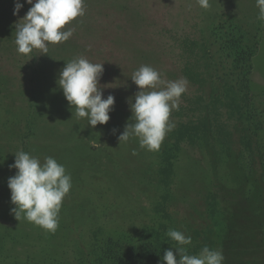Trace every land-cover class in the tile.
<instances>
[{"label": "rangeland", "instance_id": "obj_1", "mask_svg": "<svg viewBox=\"0 0 264 264\" xmlns=\"http://www.w3.org/2000/svg\"><path fill=\"white\" fill-rule=\"evenodd\" d=\"M19 2L23 7L14 16V0H0V210L14 207L7 180L15 175L9 166L22 150L41 162L49 156L63 166L68 160L76 162L73 169L65 168L72 188L62 203L56 232L46 233L24 220L29 230L66 257L80 258L91 244L109 246L133 234L131 243L152 240V229L168 222L172 229L191 236L189 254L208 246L222 250L223 264H264V139L259 140L264 105L240 96L242 107L229 126L240 141L234 140L230 148V134L204 117L210 85L246 79L258 64L263 76L256 72L250 76L260 84L254 91L264 88V22L257 19L256 0H210L207 10L197 0H85L86 14L66 25L75 28L73 36L49 45L47 54L37 55L39 50H34L29 61L17 53L14 41L15 25L32 5ZM77 57L104 63L99 83L111 88L103 89L102 98H115L105 125L91 128L86 118L78 119L57 85L60 70ZM141 65L155 68L165 80L186 77L189 81L178 113L174 110L170 120L179 140L186 133L195 137L198 146L184 148L208 168V195L171 193L151 182L167 174L169 158L162 145L159 151L149 152L120 149L111 140L103 143L102 132L119 137L115 130L123 132L126 122H131L128 101L138 92L131 76ZM192 99L194 107H189ZM255 109L260 113L258 121ZM113 113L129 120H119L112 127ZM229 150L243 156L252 153L256 174L245 176L248 165L243 159L239 177L222 170L221 177L214 179L209 172L214 163L211 151ZM130 165L147 171L139 172L148 182L134 196L124 178ZM7 224L0 217V227ZM0 233V264H31L19 256V252L30 256L21 246L27 242L15 236L18 241L12 240L14 234L4 230ZM166 233L161 238L167 245L164 251L176 255L171 248L175 242ZM155 252L154 264H165L164 253ZM141 255L148 260L151 256Z\"/></svg>", "mask_w": 264, "mask_h": 264}, {"label": "clouds", "instance_id": "obj_2", "mask_svg": "<svg viewBox=\"0 0 264 264\" xmlns=\"http://www.w3.org/2000/svg\"><path fill=\"white\" fill-rule=\"evenodd\" d=\"M24 3L32 7L16 23L14 43L17 53L28 57V61L34 57L31 55L34 50H39L37 55L47 54L49 45L68 41L75 28L66 29V25L86 14L85 0H24ZM197 4L204 10L211 7L210 0H197ZM256 6L259 9L257 19L264 22V0H256ZM22 7L19 0H14L13 15ZM103 64L92 63L84 57L74 58L60 70L57 80L69 107L75 110L78 119L86 118L91 128L107 124L115 102L112 95L102 98L103 89L111 88L106 87L111 84L101 86L99 83ZM131 81L138 92L128 101L131 122H126L118 141L126 143L136 138L141 148L157 152L165 136L175 128L170 116L173 110H179L189 81L186 77L165 80L149 65L135 70ZM14 157L9 167L16 170L15 175L7 180L10 202L14 205L11 213L18 222L23 219L54 234L59 226L62 203L72 188L71 175L51 156L41 162L38 157L21 150ZM166 235L175 242L171 248L176 255L172 250H165L162 257L165 264H223L222 250L204 246L198 254H189L190 235L175 229H169Z\"/></svg>", "mask_w": 264, "mask_h": 264}, {"label": "trees", "instance_id": "obj_3", "mask_svg": "<svg viewBox=\"0 0 264 264\" xmlns=\"http://www.w3.org/2000/svg\"><path fill=\"white\" fill-rule=\"evenodd\" d=\"M186 64L188 65L189 62ZM254 72L260 73L261 77L263 76L260 69L258 67H254L252 68V71L249 72L246 79H236L235 83H228L227 81L221 82L208 87V104L204 107L205 109H208V113H205L204 117L208 119L209 123H214V125H217V127L230 134L231 139H229V148L235 143L234 140L240 141V138L235 137L237 133L233 130L234 128H229L238 116V108L242 107L240 96L247 95V97L250 98L255 105H264V103H261V101H264V88L254 91L260 85L258 81L254 80L253 77L250 76V74L252 75ZM201 99H203V97H201ZM194 102V99L190 100V104H188L190 105L189 107H194V105H192ZM259 114L260 113L257 112V109H255L254 119L256 121L261 118L259 117ZM112 115V118L116 121L111 123L112 127L113 125L116 126V123L117 121L119 122V120H129L127 115H122L120 113H113ZM115 132L119 135L120 133L122 134L120 130H115ZM101 134L104 138V144L105 141L109 142V140H111L119 145L118 147L120 149L123 147L125 150H142L138 139L136 138H130L126 143H119L118 137L113 138L107 136L104 132ZM175 134L176 131L174 129V131H171V133H168L165 136V139L161 144L163 148L162 151L164 152L163 154L169 158L167 174L164 175L163 179H160L159 182L155 183L154 180L151 182L162 190H166L171 193L174 191L177 193L191 192L188 194L191 195L193 192H206L208 195V168H206L200 158H193L192 156L187 155L186 152L188 150H185L184 148V145L194 148L197 147L198 145L195 137L190 135V133H186L184 138L179 140ZM252 139L256 140L258 137L253 136ZM262 139H264V131H262V136H259V140ZM210 156L212 157V163H214L211 167L212 171L209 172L214 175V179H217L219 176L221 177L219 172L222 170V173L224 174H233L234 176L239 177V171L240 167H242L243 159H246L248 165V174H245V176H254L256 174L254 167L257 162L252 153L243 156V154H239L233 150L226 152L211 151ZM84 157L86 156L84 155ZM126 162V160H123V163ZM75 164V161L70 162V160H68L65 161L64 166L69 171L70 168L73 169ZM139 172L146 173L147 171L130 165V168L126 171V175H124V178L130 185L129 191L133 196L136 194V189H142L143 183L148 182V179H145L143 175L139 174ZM182 194L186 197L188 196L187 194ZM10 210L11 209L8 206H6L3 210H0V217L2 218V221L8 223L6 226H1L0 230L14 234L12 236L13 238L11 237L12 240H17L15 237H18V239L22 240V242H27L25 245L21 244V246H24L23 250H26L25 252H29L30 256L26 255L24 252H19V256L21 258L23 257L22 255H24V258L31 261V264H154L155 255L157 253L155 251L163 254L165 252L164 249L167 247L161 238L164 237V233L166 231L168 232L169 229H172V225L167 222L162 226H157L152 229V240L145 239V241L140 244L131 243V241L134 240L133 237L135 234H133V237L130 236L126 239L125 237L117 238L114 241L109 239L112 241V244L109 246L106 244L102 246H98V244H91L83 250L84 252L81 251L83 256L80 258H69L62 253H58L53 248L52 243L48 244L41 236H38L34 231L32 232L29 230L23 219L18 222ZM160 227H162V229H159ZM140 229L143 230L144 228ZM130 234L131 233L128 232L123 235L128 236ZM1 237L4 238L5 235L2 234ZM155 242H159V244H161V248H159V245ZM162 244L166 246L162 248ZM121 247L128 248V250L123 251ZM145 252L150 253L151 256L149 260L141 255Z\"/></svg>", "mask_w": 264, "mask_h": 264}, {"label": "crops", "instance_id": "obj_4", "mask_svg": "<svg viewBox=\"0 0 264 264\" xmlns=\"http://www.w3.org/2000/svg\"><path fill=\"white\" fill-rule=\"evenodd\" d=\"M256 66L258 67V64Z\"/></svg>", "mask_w": 264, "mask_h": 264}]
</instances>
